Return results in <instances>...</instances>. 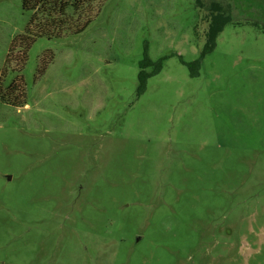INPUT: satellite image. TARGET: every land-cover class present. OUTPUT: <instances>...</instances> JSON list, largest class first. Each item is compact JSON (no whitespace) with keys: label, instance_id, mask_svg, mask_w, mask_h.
<instances>
[{"label":"rangeland","instance_id":"1","mask_svg":"<svg viewBox=\"0 0 264 264\" xmlns=\"http://www.w3.org/2000/svg\"><path fill=\"white\" fill-rule=\"evenodd\" d=\"M204 1L192 76L196 0H0V264H264V0Z\"/></svg>","mask_w":264,"mask_h":264},{"label":"trees","instance_id":"2","mask_svg":"<svg viewBox=\"0 0 264 264\" xmlns=\"http://www.w3.org/2000/svg\"><path fill=\"white\" fill-rule=\"evenodd\" d=\"M197 6L204 9L205 16L203 17V21L208 24V28L205 33V43L201 50L200 57L193 62L187 63L184 61L183 57L180 56V59L183 63L187 64L191 69L192 76L197 75V70L201 69L204 58L211 52H213L217 46V39L219 34L224 30L225 26L228 23L233 22L235 19L231 11L224 7L220 3H214L208 10H205L206 4L204 0H196ZM85 4V2L83 3ZM52 11H49L50 13ZM258 21L254 22L255 25H259ZM48 25V21L45 19H36L33 18L31 23L29 24L30 28L32 27V31L40 30L43 26ZM264 30V28H261ZM37 35H28L23 40L31 42L35 41ZM22 40V41H23ZM20 46H22L21 42H19ZM168 57H161L157 61L153 60L150 56V47L149 44L145 45V53L144 58L140 62V72H139V85L137 96L140 97L143 95L148 87L149 79L155 75H158L162 72L164 68V63ZM26 83L24 76L18 75L12 83L7 86L0 85V99H4L8 95L18 94L21 91H25ZM19 89V90H18Z\"/></svg>","mask_w":264,"mask_h":264},{"label":"crops","instance_id":"3","mask_svg":"<svg viewBox=\"0 0 264 264\" xmlns=\"http://www.w3.org/2000/svg\"><path fill=\"white\" fill-rule=\"evenodd\" d=\"M32 20H33V19H30L29 24L31 23ZM13 71H14V73H18V72H20V70L16 71L15 68L13 69ZM7 73H8V72H7V70H6V66L4 67L3 70H0V85H1V86L6 85V84H5V81H6V80H5V77H6ZM18 75H19V74H18ZM18 75L14 76L13 79H12V81H13L14 78H16ZM24 79H25V78H24ZM12 81H11L8 85H6V87L9 86V85L12 83Z\"/></svg>","mask_w":264,"mask_h":264}]
</instances>
